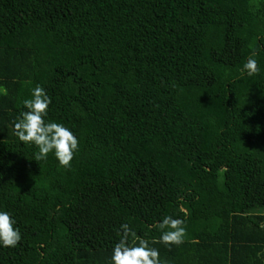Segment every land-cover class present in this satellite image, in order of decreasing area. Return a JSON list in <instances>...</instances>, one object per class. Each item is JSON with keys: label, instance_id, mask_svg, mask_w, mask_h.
Wrapping results in <instances>:
<instances>
[{"label": "trees", "instance_id": "trees-1", "mask_svg": "<svg viewBox=\"0 0 264 264\" xmlns=\"http://www.w3.org/2000/svg\"><path fill=\"white\" fill-rule=\"evenodd\" d=\"M37 84L69 168L14 134ZM0 210V264H111L122 224L151 242L168 215L167 264H264V0H0Z\"/></svg>", "mask_w": 264, "mask_h": 264}, {"label": "clouds", "instance_id": "clouds-1", "mask_svg": "<svg viewBox=\"0 0 264 264\" xmlns=\"http://www.w3.org/2000/svg\"><path fill=\"white\" fill-rule=\"evenodd\" d=\"M241 71L248 76L260 72L255 53L248 57ZM51 102L45 88L37 84L31 91V98L23 101L26 111H22L14 121V134L21 142L34 144L38 148L35 161L46 160L49 153H53L61 166L69 168L79 151L80 142L64 124L46 121ZM15 225L11 213L0 210V245L3 247H16L21 241L20 230ZM154 227L161 235L159 240L153 239L150 242L138 236L129 224H122L117 232L120 239L113 247L111 264H167V261L161 260L159 250L151 245L183 244L187 235L185 221L168 215Z\"/></svg>", "mask_w": 264, "mask_h": 264}, {"label": "crops", "instance_id": "crops-1", "mask_svg": "<svg viewBox=\"0 0 264 264\" xmlns=\"http://www.w3.org/2000/svg\"><path fill=\"white\" fill-rule=\"evenodd\" d=\"M243 252L240 255H238V256H240V257H246V252H244V253ZM215 257H218V256L216 255ZM253 257H264L263 250L258 251V253H256L255 256H253Z\"/></svg>", "mask_w": 264, "mask_h": 264}]
</instances>
